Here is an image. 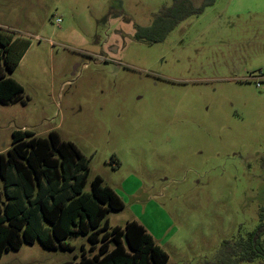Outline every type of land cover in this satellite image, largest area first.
I'll return each instance as SVG.
<instances>
[{
    "label": "rangeland",
    "instance_id": "obj_1",
    "mask_svg": "<svg viewBox=\"0 0 264 264\" xmlns=\"http://www.w3.org/2000/svg\"><path fill=\"white\" fill-rule=\"evenodd\" d=\"M171 3L0 0V39L13 42L1 64L23 88L0 104V154L15 130L57 131L87 160L84 190L100 176L124 202L110 230L136 221L166 264H205L255 230L264 208V0H215L163 42L137 40ZM65 241L74 249L37 240L0 264L99 251L84 236Z\"/></svg>",
    "mask_w": 264,
    "mask_h": 264
},
{
    "label": "trees",
    "instance_id": "obj_2",
    "mask_svg": "<svg viewBox=\"0 0 264 264\" xmlns=\"http://www.w3.org/2000/svg\"><path fill=\"white\" fill-rule=\"evenodd\" d=\"M147 27H139L135 38L149 44L163 42L177 25L214 4L202 0H171ZM11 39H0V104L12 103L23 92L22 86L6 77L1 64L13 47ZM9 70L13 66L6 65ZM89 168L85 156L71 141H64L55 130L38 137L29 130H15L11 147L0 154V259L9 250L37 240L49 250H73L65 240L84 236L99 251L92 257L67 264H166L167 253L146 228L131 221L110 230L107 215L124 208V202L100 176L84 190ZM264 208L259 224L246 237L223 242L220 256L205 264H239L264 261Z\"/></svg>",
    "mask_w": 264,
    "mask_h": 264
}]
</instances>
